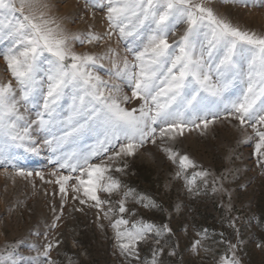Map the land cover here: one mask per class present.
Instances as JSON below:
<instances>
[{
    "label": "snow or ice",
    "instance_id": "1",
    "mask_svg": "<svg viewBox=\"0 0 264 264\" xmlns=\"http://www.w3.org/2000/svg\"><path fill=\"white\" fill-rule=\"evenodd\" d=\"M255 2L264 5V0ZM87 4L104 11L106 31L69 35L58 18L39 10L48 7L40 0H0V57L11 77L0 80V166L5 167V176L13 167L15 175L32 177L13 161L21 151L39 155L34 134L43 133L58 167L49 173L53 179L45 180L43 172L35 176L59 186L62 204L69 190L81 204L93 202L110 219L116 247L129 264L133 260L161 264L163 247L141 261L137 246L151 233L160 237L172 229L166 223L125 219L126 201L134 190H123L113 207L110 197L123 189L113 173H123L126 158L146 143L157 145L159 137L160 149L178 163L176 177H182L198 166L174 149L177 137L185 130L203 132L221 117L251 130L247 140H255L257 163L264 169V33L234 24L210 6V0H87ZM113 34L125 42L126 54L106 43ZM71 41L93 47L105 42V51H76ZM114 80L129 86L131 94H122ZM133 101L137 106H130ZM88 139L95 142L86 145ZM208 176L207 170L193 172L186 179L189 191L197 177L206 182ZM221 189L227 191L223 184ZM137 202L146 209L160 207L142 195ZM117 207L119 216L111 219L109 214L114 215ZM60 244L49 241L26 260L13 245L0 255V264H61L52 256ZM241 244L229 242L219 264H242L237 255ZM199 246L200 239L193 250Z\"/></svg>",
    "mask_w": 264,
    "mask_h": 264
},
{
    "label": "rangeland",
    "instance_id": "2",
    "mask_svg": "<svg viewBox=\"0 0 264 264\" xmlns=\"http://www.w3.org/2000/svg\"><path fill=\"white\" fill-rule=\"evenodd\" d=\"M44 4L48 7L39 10L58 18L69 35L107 30L104 11L92 8L87 0H40V5ZM210 6L241 28L264 33V5L258 6L255 0H248L247 4L244 0H210ZM106 43L121 55L126 54L125 42L118 35L113 34ZM71 44L76 51H105V42L97 47L80 45L76 41ZM103 63L109 66L107 60ZM101 75L108 79L103 71ZM10 78L0 57V80ZM113 82L120 85L122 94H131L129 86L119 80ZM130 106H137V103L133 101ZM31 118L35 119L34 110ZM250 131L224 121L223 117L203 132L185 130L173 147L180 154H187L198 167L189 168L180 178L175 175L178 163L174 164L160 149L159 137L157 145L146 143L134 156L127 157L123 173H113L123 185L120 193L110 197L113 207L122 198L123 190H134L126 201L125 219L138 221L142 218L157 225L166 223L172 229V233L160 237L151 233L146 241L138 244L141 261L150 259L157 247H163L161 264H219L229 242L240 240L243 244L238 245L237 255L242 264H264V169L257 163L255 140H247ZM34 138L40 147L39 155L21 151L13 161L25 172H32V177L15 175L13 167L7 168L9 175L5 176L6 169L0 166V255L16 245L26 260L36 256L37 250L42 251L47 242L60 240L52 256L61 264H69V261L72 264H129L116 247L110 219L93 207V202L81 204L72 199L73 193L69 190L62 204L59 186L35 176L36 172H43L45 180L53 179L49 173L58 165L52 149L44 143L47 137L35 133ZM94 142L88 139L85 144ZM201 170L209 172L207 181L197 177L193 190L189 191L186 179ZM221 184L227 191L221 189ZM98 194L101 199H109L106 193ZM141 195L154 200L160 207L144 208L137 202ZM58 215L60 220L56 221ZM109 216L117 218L118 207L116 213ZM53 223L56 224L54 228ZM198 239L201 246L193 250ZM173 250L176 254L170 255Z\"/></svg>",
    "mask_w": 264,
    "mask_h": 264
}]
</instances>
